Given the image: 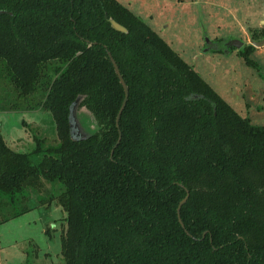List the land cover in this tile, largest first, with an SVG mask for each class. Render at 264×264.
I'll return each instance as SVG.
<instances>
[{
	"label": "trees",
	"instance_id": "1",
	"mask_svg": "<svg viewBox=\"0 0 264 264\" xmlns=\"http://www.w3.org/2000/svg\"><path fill=\"white\" fill-rule=\"evenodd\" d=\"M255 47L240 53L258 65ZM109 51L129 85L119 124L125 90ZM0 87L13 108L55 119L59 142L37 138L33 151L0 134V195L11 196L0 203L62 181L65 264H264V125L126 4L0 0ZM78 97L98 121L85 136L72 124Z\"/></svg>",
	"mask_w": 264,
	"mask_h": 264
},
{
	"label": "rangeland",
	"instance_id": "2",
	"mask_svg": "<svg viewBox=\"0 0 264 264\" xmlns=\"http://www.w3.org/2000/svg\"><path fill=\"white\" fill-rule=\"evenodd\" d=\"M120 1L157 30L242 115L264 125V40L250 55L258 65L247 63L240 53L251 43L248 34L255 31L260 36L256 40L264 39V0ZM13 101V95L6 98L0 87V134L8 145L29 152L37 147V138H44L45 145L59 142L50 110L13 108ZM75 113L76 134L85 136L97 128L86 106L77 105ZM40 158L34 154L35 161ZM63 189L62 181L45 179L44 188L28 186L14 194L13 202L0 203V264H65L62 233L67 211L58 199ZM0 199L11 196L1 194ZM7 216L11 217L3 220Z\"/></svg>",
	"mask_w": 264,
	"mask_h": 264
},
{
	"label": "water",
	"instance_id": "3",
	"mask_svg": "<svg viewBox=\"0 0 264 264\" xmlns=\"http://www.w3.org/2000/svg\"><path fill=\"white\" fill-rule=\"evenodd\" d=\"M110 21H111L112 25L115 28H117L119 30H122V31H127L128 30L127 27L124 24L120 23L115 18L111 17ZM262 23L264 24V18L262 19ZM263 40L264 39H260V40L251 39V42L253 44H255V45H260L263 42ZM234 43H235V45H239V46L242 44V42L238 43L237 41H234ZM108 53H109V55H110V57H111V59H112V61L114 63L115 69H116V71H117V73H118V75L120 77V80H121V82H122V84L124 86V90H125V97L123 99L122 105H121V107H120V109L118 111V114H117V124H119L122 111H123L124 107L126 106V103H127L128 97H129V85H128L127 81L125 80V78H124V76H123V74H122V72L120 70V67H119L116 59L114 58V56L112 55V53L110 51ZM197 96H202V94H198V93H193L192 94V97H197ZM80 99H81V97H78L77 101L75 102L73 111H75ZM72 124L74 125V122ZM120 137H121V134H120ZM188 196H189V190L187 189V194L181 199V201L179 202V205H178L179 220H180V222L182 223L183 226H184V221H183V219L181 217V207H182L183 203L187 200Z\"/></svg>",
	"mask_w": 264,
	"mask_h": 264
},
{
	"label": "crops",
	"instance_id": "4",
	"mask_svg": "<svg viewBox=\"0 0 264 264\" xmlns=\"http://www.w3.org/2000/svg\"><path fill=\"white\" fill-rule=\"evenodd\" d=\"M128 7H129V6H128ZM251 35H252V33H251V34H248V36H249V37H248V38H249L248 41H250V42H251V39L253 38ZM251 43H252V42H251ZM254 45H255V44H254ZM257 48H259V47H257ZM257 48H256V49H257ZM260 48H261V47H260ZM253 51H254V50H253Z\"/></svg>",
	"mask_w": 264,
	"mask_h": 264
}]
</instances>
